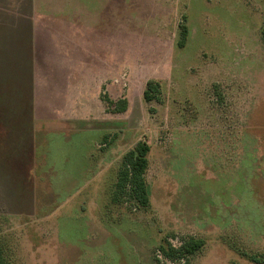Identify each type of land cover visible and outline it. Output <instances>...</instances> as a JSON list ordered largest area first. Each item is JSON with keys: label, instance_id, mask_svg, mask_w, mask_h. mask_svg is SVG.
I'll return each mask as SVG.
<instances>
[{"label": "rangeland", "instance_id": "374dc122", "mask_svg": "<svg viewBox=\"0 0 264 264\" xmlns=\"http://www.w3.org/2000/svg\"><path fill=\"white\" fill-rule=\"evenodd\" d=\"M103 1L88 0L90 39H102L109 20L114 30L101 35L115 44L97 46L94 55L120 60L122 96L114 102L125 98L127 109L114 113L101 100L104 115L85 93L77 99L86 109L73 104L64 114H84L82 126L114 122L122 153L138 141L149 145L148 204L117 201L113 179L121 160L99 171L111 150L107 142L88 146L97 133L36 137L25 13L38 1L0 0V136L14 139L6 153L0 144V171L10 183L19 176L13 198H4L0 184V244L10 246L16 264H64L60 245L68 243L84 250L74 264H97L99 251L84 243L103 232L97 243L106 244V264H115L113 244L122 255L128 242L139 260L172 264L157 247L165 238L177 246L194 237L204 244L189 264H251L249 255L264 254V0H110L114 10L102 9ZM181 25L187 35L180 47ZM148 79L159 83L151 101L142 96ZM108 195L114 203L107 207ZM94 196L99 204H91Z\"/></svg>", "mask_w": 264, "mask_h": 264}, {"label": "crops", "instance_id": "0c3cea01", "mask_svg": "<svg viewBox=\"0 0 264 264\" xmlns=\"http://www.w3.org/2000/svg\"><path fill=\"white\" fill-rule=\"evenodd\" d=\"M37 1L38 3H35L34 7L31 6L25 13L28 17V23L31 30L30 45L33 49L30 61V84L32 85L31 98L33 100V105L30 110L32 112V118H34V124L39 126V132L36 137L40 135L39 141H42L44 138H42L41 135L49 132H65L67 134L73 132L90 134L95 132L98 135L94 136L92 140L87 139L86 142L88 143V146L92 145V147L94 146L97 148L100 146V143H102V145L106 142L109 143V150H111V152L109 151L106 153L104 162L99 168V171L104 172L109 170L110 167L113 166L116 161L119 162L122 155L132 147H129L123 153L120 151V138L118 135L116 136V133H118L120 129L114 127V122H112V125L109 124L107 126H105V123L104 125H99V127L90 125L82 126L80 123L85 121V119H78H81V116L84 114L79 117L77 116V118H68V115L66 116L64 113H66L73 104L78 107L79 111L86 109L77 99L79 95H85L86 93L94 96L93 102L100 103L101 110L103 114L106 115L109 112L105 111L107 107L104 102H102L103 100L100 96L107 94L112 101L122 96L119 84L117 83V75L119 74L117 66L120 64V60H116L117 64H115V61L112 62L109 59L100 62L101 60L99 61V59L96 58L97 55H94L97 46L105 48L106 44H115V41H105L102 37L106 32V28H109V32L110 29L113 31L114 28L111 27L109 20H107L106 23L104 22L100 31L102 35L100 34L99 37L102 39H99V41L96 39L91 40L90 38H94V35L90 37L89 34L90 29L92 28L90 27L92 20H90L91 11L89 9L88 0ZM103 2L104 6H102V9H110L112 6V10H114L115 3L113 1L105 0ZM97 12L102 13L101 11ZM109 16H112V22H114L113 13H109ZM113 33L114 32L109 33V37L114 35ZM111 47L113 49L111 54L113 55L116 52L114 50L116 47ZM104 78L107 81L106 83L104 82ZM108 135H110V137L107 141L106 139ZM98 136L99 138L95 139V137ZM6 137L7 136H0V144H4V150L2 149L4 152L6 151V143L14 141V139H6ZM88 152L86 154L89 159L88 154L90 155V152ZM81 158H83V156H81ZM87 158H83L85 160V166L88 162ZM9 162L13 165L19 164L17 160L8 158L7 163ZM119 164L120 162L117 163L116 167H118ZM85 166L82 168V173L85 170ZM18 167L21 172L20 174L23 176V168L19 165ZM8 171L13 172V175H17L16 170ZM82 173L80 174L83 175ZM0 174H2L0 175V184L3 187L2 192L4 193V198L15 197V193H17L16 190L18 189L17 185L19 186V176L13 180V182L15 181L14 183H10L11 179L9 176L5 177V174L7 175L8 173H6L4 169L0 171ZM85 175L87 174H84V176ZM113 183H115V177ZM20 190H22V186ZM78 191L79 190L76 192ZM105 199L104 206L108 207L112 201L111 195L106 196ZM91 204H99L96 196L91 199ZM101 206L103 207V205ZM93 222L100 223L98 220H93ZM116 233L119 234V232ZM89 235L91 240H95V243L90 244L88 242H83L84 246H90L94 248L95 251H99L95 252L98 256L96 259L97 264H106L108 258L106 250L103 249L106 244L102 242L97 243L99 240L98 235L101 237L103 232ZM121 239L125 245H127V240H130L128 236L122 237ZM60 247H62L61 250L63 251L64 264H68L66 262L74 264V261H79L81 259V255L84 252L79 245L75 246L68 243L60 245ZM113 247L116 250L115 264H147L145 260H139L140 257L138 256L137 250L135 247L132 248L129 242L128 249L126 248L125 253L122 255L121 250L123 249L120 247V244H117V247L113 244Z\"/></svg>", "mask_w": 264, "mask_h": 264}, {"label": "trees", "instance_id": "16d2710c", "mask_svg": "<svg viewBox=\"0 0 264 264\" xmlns=\"http://www.w3.org/2000/svg\"><path fill=\"white\" fill-rule=\"evenodd\" d=\"M186 35L187 27L181 25L177 41L178 46H183ZM142 94L145 101H151L159 94V83L148 79ZM101 98L113 107L112 112H124L127 109L128 103L125 98L115 102L106 95ZM149 150V145L146 142L138 141L122 155L115 178V188L118 192H115V198L118 194L117 201L128 196L135 198L140 205L147 206L148 197L144 173L148 165ZM164 241V244L157 247L156 252H159L161 257L169 260L172 264H189V256L199 251L204 244L203 239L194 237L180 241L177 246L172 245L166 238ZM11 253L10 246L6 248L0 244V264H16L13 257L10 256ZM248 260L251 264H264V254H251L248 256Z\"/></svg>", "mask_w": 264, "mask_h": 264}]
</instances>
